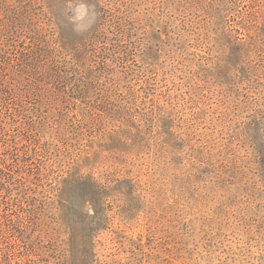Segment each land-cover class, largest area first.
<instances>
[{"label":"rangeland","instance_id":"rangeland-1","mask_svg":"<svg viewBox=\"0 0 264 264\" xmlns=\"http://www.w3.org/2000/svg\"><path fill=\"white\" fill-rule=\"evenodd\" d=\"M0 0V264H264V0Z\"/></svg>","mask_w":264,"mask_h":264},{"label":"clouds","instance_id":"clouds-1","mask_svg":"<svg viewBox=\"0 0 264 264\" xmlns=\"http://www.w3.org/2000/svg\"><path fill=\"white\" fill-rule=\"evenodd\" d=\"M68 20L78 34L87 32L96 22V10L87 0H74L68 5Z\"/></svg>","mask_w":264,"mask_h":264}]
</instances>
